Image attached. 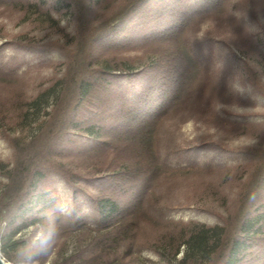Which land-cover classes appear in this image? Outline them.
<instances>
[{"label": "trees", "instance_id": "trees-1", "mask_svg": "<svg viewBox=\"0 0 264 264\" xmlns=\"http://www.w3.org/2000/svg\"><path fill=\"white\" fill-rule=\"evenodd\" d=\"M60 1L73 14L72 42L51 47L63 60L61 88L35 136L6 137L12 161L0 220L14 219L35 196L24 213L40 227L36 245L91 230L64 264H125L144 248L173 264H264V79L251 61L233 72L237 60L213 48L220 39L200 32L257 0H127L100 19L99 0ZM13 2L0 0V8ZM253 101L252 114L224 107ZM188 122L257 133V142L205 135L191 143L180 132ZM211 194L218 200L192 208L211 223L169 219ZM12 236L3 245L25 254L31 241Z\"/></svg>", "mask_w": 264, "mask_h": 264}, {"label": "rangeland", "instance_id": "rangeland-1", "mask_svg": "<svg viewBox=\"0 0 264 264\" xmlns=\"http://www.w3.org/2000/svg\"><path fill=\"white\" fill-rule=\"evenodd\" d=\"M13 1L12 7L0 8V65L3 70L0 72V193L6 184V176L12 161L6 137L26 141L43 127L62 83L63 60L51 47L57 44L68 45L73 40V14L60 0ZM126 1L99 0L96 18L106 16ZM238 13L245 14H233L232 19L225 23L202 24L200 32L205 37L218 40H223L220 35L226 33L228 40L225 37L224 43L217 40L218 42L213 44L216 54L230 61L235 58L238 66L230 68L238 75L241 65L245 61H251L258 67L264 79V0H257L256 5L251 6L249 11ZM17 43H21L22 47H17ZM27 47L30 49L26 50ZM140 66L141 63H135L133 68ZM244 84L246 83L241 80L233 88L235 94L242 93ZM253 102L224 107L229 113L242 116L252 114L259 108L258 104ZM180 132L191 143L193 140H202L205 135L228 145L257 142V133H233L227 127L208 128L200 122L184 124ZM210 150L207 148L204 152L208 153ZM50 182L54 191L63 198L65 193L61 185L54 183V179H50ZM204 199L218 200V196L211 194L208 198L202 199L198 196L194 203L189 205L188 210L169 213V219L176 222L211 223L212 220L209 218L192 211L196 205H202ZM31 201L32 203L11 221L6 218L0 220V258L4 264H64L93 237L91 230L80 229L67 237L57 239L51 245H36V239L41 234L40 227L30 225L29 216L24 213L37 201L36 197L34 196ZM8 233L13 234L14 240H30L29 250L21 254L16 248L4 246L1 238ZM144 245L148 247L147 243ZM3 247L7 251V256L3 253ZM184 250V246H181L175 259H178ZM164 254L167 256L161 258L153 250L144 248L140 253L130 255L123 263L173 264V259L167 253Z\"/></svg>", "mask_w": 264, "mask_h": 264}, {"label": "water", "instance_id": "water-1", "mask_svg": "<svg viewBox=\"0 0 264 264\" xmlns=\"http://www.w3.org/2000/svg\"><path fill=\"white\" fill-rule=\"evenodd\" d=\"M0 264H4V262L2 261V259L0 258Z\"/></svg>", "mask_w": 264, "mask_h": 264}]
</instances>
